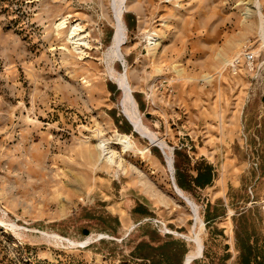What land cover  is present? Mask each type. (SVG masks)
Returning <instances> with one entry per match:
<instances>
[{
    "label": "rangeland",
    "instance_id": "374dc122",
    "mask_svg": "<svg viewBox=\"0 0 264 264\" xmlns=\"http://www.w3.org/2000/svg\"><path fill=\"white\" fill-rule=\"evenodd\" d=\"M115 2L0 0V264H148L132 256L148 227L181 264H237L236 231L264 254V0H126L112 62ZM245 50L254 71L232 75ZM121 76L154 142L125 119Z\"/></svg>",
    "mask_w": 264,
    "mask_h": 264
},
{
    "label": "bare ground",
    "instance_id": "6f19581e",
    "mask_svg": "<svg viewBox=\"0 0 264 264\" xmlns=\"http://www.w3.org/2000/svg\"><path fill=\"white\" fill-rule=\"evenodd\" d=\"M125 1L126 0H116L115 2L118 5V11L114 17V23H113L114 33L112 36L111 46L108 48V56L109 58L113 59L112 62H114L116 58L118 59L121 58L122 60V56L120 54V47L124 43L125 29H124V24H123V14H124L123 9L125 8ZM65 27H66L65 20H60V22L56 26L57 29H64ZM79 31H80V27L78 25H75V26L70 27L69 34H68L69 41L75 44L76 46H80L82 45V43L86 44L84 43L85 42L84 37L80 36ZM147 41H148V48L151 49L152 46L156 42V38L152 35H149ZM115 83H116V86H118V89L122 92L121 93L122 97L120 101H121V106L123 109V115L125 119L128 121V123L130 124V126L132 127L133 131L136 134L142 137H145L149 139L150 141L154 142L153 137L149 135L147 132H145L143 124L137 113L135 103L129 94V85H128V81L126 77L121 76L120 79L118 80L115 79ZM114 141L121 145L123 152L130 151L133 148V143L129 139L128 136L116 134ZM158 148L162 150L164 155H166V148L163 145H159ZM97 150L99 152V161L106 163L109 167L113 166L112 168L115 167L117 168V170L121 169L120 162L116 159L114 152L110 150V147L108 146L107 142L103 140L99 141L97 144ZM171 162L172 161L168 159V164L170 165V167H171ZM171 180H172V185L174 188L175 185H174V180L172 177H171ZM176 189L177 188L175 187L174 190L179 194V192L177 191L178 189L177 190ZM202 250L203 249L200 250L199 255L195 259H198L201 257ZM193 260H194V257L185 256L184 264H190Z\"/></svg>",
    "mask_w": 264,
    "mask_h": 264
},
{
    "label": "trees",
    "instance_id": "16d2710c",
    "mask_svg": "<svg viewBox=\"0 0 264 264\" xmlns=\"http://www.w3.org/2000/svg\"><path fill=\"white\" fill-rule=\"evenodd\" d=\"M212 177L211 168L206 166L203 170L198 171L192 183L199 188H203L212 182ZM176 184L182 191H189L180 178L176 179ZM134 211H139V207H136ZM204 219L205 221H211L215 217L205 215ZM149 228L146 230L145 238L136 245L132 256L148 264H181L180 259L184 253V246L172 240H162L154 230ZM84 234H87V232ZM235 234L238 250L237 264H264V254L254 247V244L250 241L251 237L247 234L242 237L239 231H236Z\"/></svg>",
    "mask_w": 264,
    "mask_h": 264
},
{
    "label": "built area",
    "instance_id": "2783aa9c",
    "mask_svg": "<svg viewBox=\"0 0 264 264\" xmlns=\"http://www.w3.org/2000/svg\"><path fill=\"white\" fill-rule=\"evenodd\" d=\"M230 71L232 75H237L242 69L253 72L255 68L253 54L247 50L238 55L230 64Z\"/></svg>",
    "mask_w": 264,
    "mask_h": 264
},
{
    "label": "crops",
    "instance_id": "0c3cea01",
    "mask_svg": "<svg viewBox=\"0 0 264 264\" xmlns=\"http://www.w3.org/2000/svg\"><path fill=\"white\" fill-rule=\"evenodd\" d=\"M198 259H199V258H198ZM198 259H195V258H194V260H193V261H195V260H198Z\"/></svg>",
    "mask_w": 264,
    "mask_h": 264
},
{
    "label": "water",
    "instance_id": "95a60500",
    "mask_svg": "<svg viewBox=\"0 0 264 264\" xmlns=\"http://www.w3.org/2000/svg\"><path fill=\"white\" fill-rule=\"evenodd\" d=\"M176 186H174V188H175ZM183 264H184V262H183Z\"/></svg>",
    "mask_w": 264,
    "mask_h": 264
}]
</instances>
